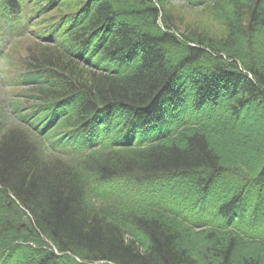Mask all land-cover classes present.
Listing matches in <instances>:
<instances>
[{
  "label": "trees",
  "instance_id": "trees-1",
  "mask_svg": "<svg viewBox=\"0 0 264 264\" xmlns=\"http://www.w3.org/2000/svg\"><path fill=\"white\" fill-rule=\"evenodd\" d=\"M172 3L0 0V264H259L264 159L210 142L264 113V0Z\"/></svg>",
  "mask_w": 264,
  "mask_h": 264
},
{
  "label": "rangeland",
  "instance_id": "rangeland-1",
  "mask_svg": "<svg viewBox=\"0 0 264 264\" xmlns=\"http://www.w3.org/2000/svg\"><path fill=\"white\" fill-rule=\"evenodd\" d=\"M172 5L176 10V16L180 18L183 26L187 24L189 26L203 27L217 36L223 35V30L220 27V24L215 23V19L213 18L211 11H208V9L204 7L195 9L186 8L183 5V0H173ZM183 26L180 27L182 28ZM252 46L256 52L260 51L261 54L264 55V35L257 38ZM10 48L11 46L9 44L8 49ZM22 48L23 44L20 45L19 49L22 50ZM0 64L2 65V67H0V73L7 75L5 73V70L8 69L6 64L3 65L2 62H0ZM5 75H2V77ZM4 82L0 74L1 107H3L6 100L9 99L8 96L10 95L11 89L8 83ZM246 109L248 111L245 110L243 112L240 126L232 131L219 132L217 136L211 139L210 144L211 148L217 153V155L225 161H234L233 158L235 155H241L249 166H256L264 159V113L261 116L254 115V117L250 112V109ZM10 118L11 120L16 121L14 115L11 114ZM239 140L247 141L250 148H241L239 146ZM189 240V243L201 252V262H198V264H209L213 259V251L215 247H211L212 251L210 252V255L209 253L207 254L210 256V261L208 260L207 262L205 261L207 257L205 258V253H203V251L205 250L204 247H210L211 243H208V241L201 236H192ZM245 253L248 256L252 255L253 257L258 258L259 264H264L263 252L249 249Z\"/></svg>",
  "mask_w": 264,
  "mask_h": 264
}]
</instances>
